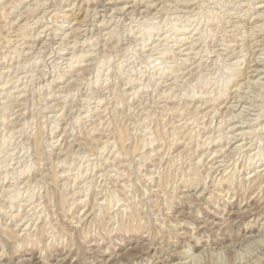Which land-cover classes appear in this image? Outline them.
<instances>
[{
  "label": "rangeland",
  "instance_id": "obj_1",
  "mask_svg": "<svg viewBox=\"0 0 264 264\" xmlns=\"http://www.w3.org/2000/svg\"><path fill=\"white\" fill-rule=\"evenodd\" d=\"M0 264H264V0H0Z\"/></svg>",
  "mask_w": 264,
  "mask_h": 264
},
{
  "label": "bare ground",
  "instance_id": "obj_2",
  "mask_svg": "<svg viewBox=\"0 0 264 264\" xmlns=\"http://www.w3.org/2000/svg\"><path fill=\"white\" fill-rule=\"evenodd\" d=\"M249 32V31H248ZM225 92V91H224ZM186 108V107H185ZM224 127V126H223ZM154 149V148H153ZM212 153V152H211ZM28 172V171H27Z\"/></svg>",
  "mask_w": 264,
  "mask_h": 264
}]
</instances>
